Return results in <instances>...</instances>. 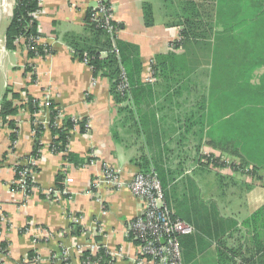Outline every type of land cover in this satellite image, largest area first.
I'll return each mask as SVG.
<instances>
[{
    "label": "crops",
    "instance_id": "crops-1",
    "mask_svg": "<svg viewBox=\"0 0 264 264\" xmlns=\"http://www.w3.org/2000/svg\"><path fill=\"white\" fill-rule=\"evenodd\" d=\"M108 1L112 19L120 24L117 38L136 47L142 65L143 91L128 93V99L121 103L114 100L107 78L98 77L97 84L92 85V69L74 59L63 40L66 34L83 33L85 12L95 8L98 0H40L39 31L42 37L52 38L49 45L54 50L45 57L30 60L16 42L14 48L6 47L5 33L0 39V211L9 222L0 244H9L6 264H19L28 259L29 252L35 254L29 264H55L51 254L61 244H96L114 258L110 264H136L137 243L128 238V225L143 212L145 201L131 193L129 182L134 173L148 169L162 178L171 214L194 228L192 234L179 239L183 264H264V251L255 254L260 246L252 240L245 222L264 208V172L247 175L229 168L213 170L202 161L203 151L228 156L212 144L207 101L211 46L176 49L172 45L181 30L173 24L179 19L174 10L191 1L201 13L198 0ZM145 1L153 7L151 26L144 23ZM3 2L0 22L4 19L7 27L15 0ZM210 3L212 17L204 21L215 27L217 4L213 0ZM204 30L211 29L205 26ZM169 53L184 56L183 65H169L152 83L145 82L154 57ZM27 63L34 65L33 70L26 69ZM13 92L19 94L17 99ZM24 94L28 99L47 96L63 116L87 119L86 131L75 133L68 145V151L83 161L68 162L60 153L49 151L53 140L49 115L34 117ZM4 100L17 107L15 114L4 115ZM10 122L17 128L16 158L32 151L34 126L44 127L40 138L44 153L33 175L35 188L26 200L12 189L10 164L2 162L11 144ZM91 151L97 154L92 163L86 159ZM64 164L73 181L65 185L66 194L59 196L55 179ZM105 164L114 169L120 186H92L94 180L101 179ZM71 216L82 218L79 236L70 235ZM26 222L48 230L52 239L33 241L23 235L20 230ZM257 225L264 232V214Z\"/></svg>",
    "mask_w": 264,
    "mask_h": 264
},
{
    "label": "trees",
    "instance_id": "trees-1",
    "mask_svg": "<svg viewBox=\"0 0 264 264\" xmlns=\"http://www.w3.org/2000/svg\"><path fill=\"white\" fill-rule=\"evenodd\" d=\"M213 1L217 4L215 27L211 22L205 23L203 15L198 11L194 2H184L179 5L180 9L174 10L173 15L179 19L173 24L179 25L181 30L180 40H174L172 45L176 49H184L186 45L197 48H202L204 45L211 46L209 99L207 101L211 109L210 120L213 125L214 141L212 144L227 153L229 157L238 158L241 162L240 167H250V172L246 173L250 175L264 169V162L259 156L261 152L264 153V0ZM39 8V0H15L11 20L5 29L7 48L15 47L17 37H25V44L29 45L27 57L30 60L45 57L54 51L49 44L38 45L33 41L41 34L38 22L33 16ZM97 11V8L87 9L84 15L83 33L80 35L66 34L63 40L70 47L74 59L79 61H83L84 58L88 59L93 77H105L111 81L114 100L116 103H121L128 99V93L132 92L135 95L137 90L143 91L140 83L142 65L135 51L136 47L119 40L115 33L108 32L103 26V19L94 18L93 15L97 14ZM153 14L151 2L145 1L143 3L145 25L151 26L154 23ZM110 24H115L118 30L120 29V24L114 20H111ZM205 26H209L211 30H204ZM114 46L117 52L113 50ZM184 60V56H176L173 53L156 55L152 65L154 75L163 74L169 65L174 68L182 66ZM33 68V64H26L28 71ZM122 69L125 71L128 82V90L123 93L117 90ZM258 69L262 71L258 72L257 81L253 82L251 76L257 73ZM31 78L33 80L34 76ZM12 96L17 99L19 94L13 92ZM3 105L4 115L16 113L17 107H12L10 101L4 100ZM28 108L31 113L38 110L31 98H29ZM57 115L58 108L51 102L48 127L53 140L48 149L53 153H60L66 149L75 134L74 126L78 127V133H83L86 131L85 123H87L86 118L63 116L61 124L57 125L55 124ZM9 127L12 129L10 140L13 142L17 137L15 132L17 128L13 122H10ZM34 129L35 136L30 155L37 157L39 156L38 150L43 148L40 138L44 127L38 124L34 126ZM63 158L76 164L83 161L69 151L63 155ZM86 159L89 161L90 157ZM231 167L234 168V164ZM143 172L156 174L162 186L164 198L167 199L166 186L159 174L153 169ZM55 181L56 188L63 189L62 172H58ZM263 214L264 208H261L245 221L251 229L252 240L260 246L255 254L264 251L263 228L257 225V220ZM69 228L70 235L79 236L82 233V227L77 223L71 222ZM3 231L4 228L0 224V236ZM132 237L128 235L131 240ZM7 245L6 242H2L0 252ZM34 255V252H29L28 261H32L35 258ZM86 258L97 264L114 262L102 246H99L94 254L89 250L86 251L81 259ZM246 261L249 260L246 259Z\"/></svg>",
    "mask_w": 264,
    "mask_h": 264
},
{
    "label": "built area",
    "instance_id": "built-area-1",
    "mask_svg": "<svg viewBox=\"0 0 264 264\" xmlns=\"http://www.w3.org/2000/svg\"><path fill=\"white\" fill-rule=\"evenodd\" d=\"M108 0H98L97 14L93 15L94 18L100 17L103 19V26L108 32L115 33L117 36L118 27L115 24H110L112 19V7ZM40 4V0H39ZM108 4V5H106ZM40 6V5H39ZM41 13V9L34 13V19ZM46 37V36H45ZM40 36L33 39L38 45L49 44L52 38H45ZM176 40H180L179 36ZM16 44L27 51L29 45L25 44V37L19 36L15 40ZM113 50L117 52L115 46ZM83 63L88 65V59L84 58ZM154 61H152L151 68L148 74L145 76L144 81L152 83L155 80L154 71L152 69ZM89 66V65H88ZM91 68V67H90ZM98 78H92V85L97 84ZM117 90L119 92H126L128 90V82L126 79L125 71L122 69L120 73V81ZM24 101L29 102V99L23 95ZM32 102L37 105L38 110L33 113L35 117L39 113H45L49 115L50 101L47 96L41 98L31 97ZM62 113L58 109V115L55 118V124H61ZM88 128V123H85V130ZM73 131L78 133V127L74 126ZM35 135V129L33 130ZM70 143V142H69ZM68 143V145H69ZM68 145L66 149L60 154L63 156L68 152ZM14 141L8 146L2 157V162L10 164V170L12 171L11 185L14 192L20 194L23 200H26L29 193L33 191L35 185L33 182V175L36 172L38 161L42 158L44 153L43 148L39 149V156L34 157L25 155L22 158H16L14 155ZM51 152V151H50ZM53 153V152H51ZM90 163H92L97 156L96 152H89ZM202 161H204L211 169L225 167L230 163L229 158L223 154H215L211 151H203L201 153ZM66 163V162H65ZM234 164V168L231 166L227 167L232 170L248 173L250 167H240L241 162L232 161L231 165ZM66 164L60 168V172L63 175L64 187L61 190H56V194L63 196L66 194V186L73 180L69 177L66 172ZM18 167H22L21 169ZM105 184L109 189L118 187L121 185L118 175L114 169L105 164L103 166L101 179H96L92 182V186H98L99 184ZM129 189L131 193L145 201L143 212L133 218L128 225V235H132V240L137 243V258L136 264H183L182 262V251L180 246V237L190 235L194 232V228L191 224L186 221L174 217L171 211L168 209L162 186L155 173L149 172H136L133 174L130 182ZM70 222L80 224L82 218L80 216H71ZM8 217L6 214L0 211V224L5 229L8 225ZM21 233L25 236L32 237L33 241L47 242L52 239V234L41 227H34L30 222H26L21 228ZM4 232V231H3ZM8 246L0 252V263L6 264V259L9 255ZM94 254L98 248L96 244H90L87 247L84 246H66L61 244L57 252H52L51 259L55 264H97L96 262L90 261L88 258L81 259L86 251ZM113 258V257H112ZM114 259V258H113ZM33 261V260H32ZM31 261L28 259L21 260L19 264H29Z\"/></svg>",
    "mask_w": 264,
    "mask_h": 264
},
{
    "label": "rangeland",
    "instance_id": "rangeland-1",
    "mask_svg": "<svg viewBox=\"0 0 264 264\" xmlns=\"http://www.w3.org/2000/svg\"><path fill=\"white\" fill-rule=\"evenodd\" d=\"M212 0H198V4H199V8H200V11H201V13L203 14V18H204V20L205 21H208V20H210L211 19V11H210V9H211V2ZM3 4H4V2H3V0H0V9L2 10L3 9ZM5 28H6V26H5V21H4V19L3 20H1V22H0V39H3V37H4V33H5ZM256 72H258V71H256ZM257 74L258 73H254L252 76H251V78H252V81L253 82H256L257 81ZM1 80V79H0ZM260 159H261V161H263L264 162V153H260ZM225 157H227V158H229V160H230V163L228 164V165H226L225 167H222V168H227V167H229V166H231V162L232 161H239V159L238 158H234V157H229V156H225ZM232 169V168H231ZM261 172L263 171L264 172V169H262V170H260Z\"/></svg>",
    "mask_w": 264,
    "mask_h": 264
},
{
    "label": "bare ground",
    "instance_id": "bare-ground-1",
    "mask_svg": "<svg viewBox=\"0 0 264 264\" xmlns=\"http://www.w3.org/2000/svg\"><path fill=\"white\" fill-rule=\"evenodd\" d=\"M1 6V5H0ZM0 13H1V9H0Z\"/></svg>",
    "mask_w": 264,
    "mask_h": 264
}]
</instances>
